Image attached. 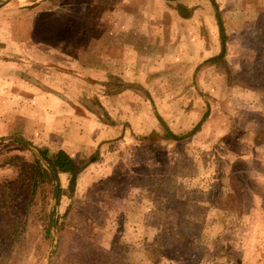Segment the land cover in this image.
I'll list each match as a JSON object with an SVG mask.
<instances>
[{"label": "rangeland", "instance_id": "obj_1", "mask_svg": "<svg viewBox=\"0 0 264 264\" xmlns=\"http://www.w3.org/2000/svg\"><path fill=\"white\" fill-rule=\"evenodd\" d=\"M215 2L0 4V59L69 103L62 108L71 120L95 118L87 121L88 138L101 130L95 124L106 138L77 161L88 165L73 192L69 175L61 174L54 212L61 229L52 227L51 237L43 216L55 187L31 186L39 148L15 140H24L17 132L0 139V233L23 222L7 255L1 247L0 260L264 264V0ZM104 8L112 9L105 19L116 17L119 36L151 34L130 65L114 50L117 74L96 54L104 49L100 34L111 26L99 20ZM149 16L150 26L143 23ZM56 50H65L68 62L48 52ZM223 50V59L211 60ZM166 130L190 135L176 140Z\"/></svg>", "mask_w": 264, "mask_h": 264}, {"label": "crops", "instance_id": "obj_2", "mask_svg": "<svg viewBox=\"0 0 264 264\" xmlns=\"http://www.w3.org/2000/svg\"><path fill=\"white\" fill-rule=\"evenodd\" d=\"M58 2V5H62L61 1ZM111 10L112 9L108 10V8H104L102 11L104 19L103 16L99 19L105 22L106 25L111 26L109 28L106 27L100 34L99 41H101V47H104V49L98 50L96 54L103 59V61L99 60L98 64L100 63L104 66V64H102L103 62H109L110 65L108 66L111 67V70L108 69V72L112 71L113 73H118L119 60H117L118 57L115 56L118 54H115L114 50H119L122 57L128 58V63L130 65L134 63V52H140L141 49H144L145 43L150 42L151 34H146L150 33L146 32L142 35V38H140V34H134L131 30H127L124 35L121 34V36H119V34L114 33V31H116V23L118 24L116 17L112 16V20L107 21V15H111ZM148 12L151 13L150 11ZM54 17L59 18L60 16L54 14ZM143 20L145 21H143V23H147L148 26L152 24L151 16ZM159 20L162 24V17ZM132 21L134 24V18H132ZM166 39L167 37L165 35L164 40ZM134 42L137 43L135 44ZM103 43L105 45H103ZM120 49H122V51ZM159 51L162 53V46L159 48ZM34 52L35 51L30 50V57L34 55ZM48 52H50L52 56L58 55V57H63V62H68V59L71 57L65 50ZM47 55L49 56V54ZM130 57H133L132 61ZM1 61L0 139L17 132V136H22L25 141L32 143L36 148H48L50 152L65 150L76 162L79 161L82 156L84 157L87 155V150L85 148H94L95 145L98 144V142L96 144L97 140L101 141L106 139L103 126H99L98 124L95 125L101 130L93 134L92 132L94 129L91 128L89 131H92V134L89 138L87 137L85 133L87 131V121H89L90 125V122H94L95 118L87 120L86 116H82V121L79 117L71 120L72 115L67 112V114L65 113L67 108L65 110L62 108L63 105L69 103L57 96L53 91L48 90L46 84L44 86H42L43 84L38 86L35 81H26L22 74L24 69H21V67L6 64L4 59V62L2 61L3 63H1ZM105 68H103L102 71L107 72L104 70ZM45 71H50L49 66L45 68ZM8 115H12L15 118L8 121ZM75 129H77V131ZM72 130H75L73 135ZM102 131H104V133H102ZM91 149H88V152L91 151Z\"/></svg>", "mask_w": 264, "mask_h": 264}, {"label": "trees", "instance_id": "obj_3", "mask_svg": "<svg viewBox=\"0 0 264 264\" xmlns=\"http://www.w3.org/2000/svg\"><path fill=\"white\" fill-rule=\"evenodd\" d=\"M214 4L216 5L215 0H213ZM217 7V6H216ZM217 17L219 21L220 26V33H221V39L224 43V49H225V42H226V32H225V26L221 17V13L219 11V8H217ZM225 54V51L211 60H218L223 59V56ZM208 116V112L204 115L202 120L198 123V125L194 128V130L190 134H195L202 126L203 122L205 121L206 117ZM167 129V128H166ZM166 137L180 140L182 138H185L186 136H189L190 134H187L186 136H179L175 134L174 132H171L170 130H166ZM40 155L47 161L50 167H47L45 163H43L40 158H36V166L34 168L33 174H32V183L31 186L33 188L40 187L41 184L47 183L51 186L52 191H54L55 187V178L52 174V170L56 172L60 179V194L58 197L57 205L60 203L61 194H62V181H61V174H68L69 175V183L68 188L70 191H74L77 180L79 177V174L86 168L88 165V162L84 164H78L73 157H71L65 150H58L56 152H50L48 148H39ZM7 203L9 204V200L7 199ZM6 207V204L3 206ZM56 214V212H55ZM26 213H24V216ZM23 216V217H24ZM27 216V215H26ZM43 219L46 220V237H51V229L53 227L50 214L48 211L44 213ZM23 225V222L15 225H10L6 229L1 230L0 233V249L3 247L5 249L6 255L10 251L13 241L15 238L21 233L20 227ZM56 226H58L59 229L61 227L59 226V221L56 219ZM2 249V253H3ZM0 264H5V259L0 260ZM62 264H82L78 259L72 258V257H64L62 260ZM105 264H131L127 263L123 260L119 259H113L112 262H106Z\"/></svg>", "mask_w": 264, "mask_h": 264}, {"label": "water", "instance_id": "obj_4", "mask_svg": "<svg viewBox=\"0 0 264 264\" xmlns=\"http://www.w3.org/2000/svg\"><path fill=\"white\" fill-rule=\"evenodd\" d=\"M8 0H0V4H3L5 2H7ZM15 140L21 142V143H24L26 145H29V143L25 140H22V139H19V138H14ZM31 146V145H29ZM34 149V148H33ZM37 155L38 157L40 158V160L46 164L47 167H50L49 164L47 163V161L40 155L39 152H37ZM52 174L55 178V194H54V198H53V204H52V209L50 211V216H51V221H52V225H53V228H55L56 226V221H55V215H54V212H55V205L57 204V201H58V195H59V192H60V179L58 177V175L56 174L55 171L52 170Z\"/></svg>", "mask_w": 264, "mask_h": 264}]
</instances>
